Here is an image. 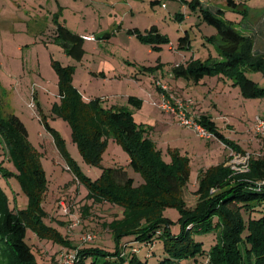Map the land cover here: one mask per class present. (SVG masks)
Masks as SVG:
<instances>
[{"label":"rangeland","instance_id":"obj_1","mask_svg":"<svg viewBox=\"0 0 264 264\" xmlns=\"http://www.w3.org/2000/svg\"><path fill=\"white\" fill-rule=\"evenodd\" d=\"M155 1L0 0V114L3 118L16 114L26 125L28 140L40 155L48 181L43 208L49 217L45 223L60 230L78 248L95 246L114 252V243L102 229V223L111 220L116 211L121 213V210L111 208L110 205H93L92 201L85 199L86 187L74 181V175L53 148V137L40 119H47L51 127L63 137L71 157L92 181L99 179L105 170L117 166L125 168L129 177L135 180L136 186L144 183V178L130 166L128 152L113 137H110L101 167H91L84 161L78 146L72 142V127L63 119L52 116V107L58 101V77L52 68L53 58L64 67L72 69V83L84 100L88 102L101 98L106 108L112 105L126 107L133 114L136 124L146 130L145 136H151L160 151L163 147L160 139L164 133L157 130L150 135L161 113L167 115L154 104L161 97L160 86H166L168 94L176 100L184 104L192 103L189 112L193 118L200 117V114L192 109L195 105L192 94L204 98L212 91L209 99L213 97L215 102L211 104L209 100V109L212 119L224 131L223 135L253 156L264 149V136L254 131L256 118H264V98H244L239 87L223 71L205 77L209 80L205 90L194 89V85L188 86L187 79L183 77L173 78V70L177 65H187L192 61L208 64L221 61V38L217 29L204 21L201 10L212 11L217 18L235 28L248 38L252 54L264 58V0H233L237 5L235 8L230 7L229 0H159L158 4ZM132 12L136 15H131ZM125 13L128 16H124ZM152 25H157L168 38V43L162 44L161 48H156L160 46L157 42L146 43L133 33L135 27L143 33ZM59 26L66 27L74 34L93 38L88 43L84 42L81 60L69 56L58 47L55 35ZM186 32L190 41L187 46L181 47L179 38ZM161 70H164L165 77H161ZM246 72L251 80L264 88L262 72ZM131 73L148 75L149 78L152 75L153 82L148 79L134 80ZM176 81H179L178 86L182 89L181 95L171 89L177 85ZM130 96L143 99L141 110L128 105ZM32 100L35 108L29 107ZM215 103L221 106H213ZM181 127L193 132L203 145L217 142L214 137L204 139L194 130ZM50 146L55 156L49 154ZM224 146L226 158H229L233 148ZM197 147L199 154L203 148L201 145ZM164 149L163 159L170 162L168 150ZM188 158L191 175L184 186L183 200L192 208L198 201L195 192L199 188L200 169L209 158ZM0 164L11 173L7 176L0 174V187L7 195L11 209L16 211L27 208L28 198L15 176L17 171L9 161L1 136ZM86 204L93 205L92 216L88 218H84L81 212ZM244 216L248 221V215ZM263 216L264 205L259 209L257 217L253 218ZM165 217L175 223L173 232L180 233L178 209L167 208ZM89 234L96 236L95 243L83 240ZM194 239L203 243L206 251L216 243L214 233L196 235ZM26 241L32 246L39 264H59L61 256L72 251L66 248L61 250L59 245L39 239L32 230L27 231ZM163 246L162 241H156L151 251L150 247L142 244V253L137 257L147 264H159L166 258ZM148 251H151V256L147 259L145 255ZM127 256L130 257V250H127Z\"/></svg>","mask_w":264,"mask_h":264},{"label":"trees","instance_id":"obj_2","mask_svg":"<svg viewBox=\"0 0 264 264\" xmlns=\"http://www.w3.org/2000/svg\"><path fill=\"white\" fill-rule=\"evenodd\" d=\"M229 5L237 6L233 0H229ZM200 12L204 21L218 31L221 61L215 64L192 61L178 65L173 75L199 84L206 76L223 71L239 87L244 98H264V88H260L246 72L264 74V58L252 54L248 38L212 11ZM133 33L146 43L157 42L160 46L168 43V38L161 35L156 26L146 34ZM55 41L69 56L83 58L84 41L66 27L59 26ZM189 41L186 33L179 39V45ZM52 68L58 77V101L52 107V116L63 119L72 127V142L78 146L84 161L91 167H101L110 137H113L128 152L130 166L142 174L144 183L136 186L135 180L120 166L105 170L99 179L92 181L71 157L63 137L47 119H40L52 135L62 161L74 175V181L86 187L85 199L93 205H110L121 210L102 223V229L114 243V252L95 246L78 248L60 230L45 223L49 217L43 208L48 181L40 155L28 140L24 122L16 114L7 118L0 114V136L9 161L17 171L15 176L28 198L27 208L14 211L0 187V264H39L32 246L26 241L28 230L39 239L59 245L61 250H72L67 253L75 257V264H147L137 257L142 253L140 245L146 244L152 251L156 241L163 242L166 256L159 264H264V216L253 218L264 205V149L252 157L247 173L233 174L225 166L226 162L204 171L195 192L198 201L190 208L183 200L184 186L191 175L190 159L178 150L169 149L171 161L166 162L163 153L145 136L146 130L136 124L126 107L112 105L106 108L101 98L85 101L72 83V69L56 60H52ZM143 104L140 98H128V105L136 110H141ZM198 122L224 145L231 146L236 152H245L223 136L210 117L200 116ZM0 174L11 173L0 164ZM93 205L86 204L81 208L84 218L92 216ZM169 207L180 212L181 231L178 234L173 232L175 223L165 217ZM244 215H248V221ZM211 233L215 234L216 243L206 251L203 243L197 242L194 236ZM89 235L95 237L90 244L95 243L96 236ZM127 250H130V257ZM151 251L145 255L147 259Z\"/></svg>","mask_w":264,"mask_h":264},{"label":"crops","instance_id":"obj_3","mask_svg":"<svg viewBox=\"0 0 264 264\" xmlns=\"http://www.w3.org/2000/svg\"><path fill=\"white\" fill-rule=\"evenodd\" d=\"M155 3L158 4L159 0H156ZM131 15L134 16L136 14L132 12ZM124 16H128V14L125 13ZM153 26L157 27V25H152L150 28L146 29L143 32V34H146L148 32V30H150ZM134 29H135V31L142 33V30H140L138 27H135ZM157 29H158L159 33L164 36V34L161 32V29H159L158 27H157ZM184 35H182V37ZM79 36L82 37V36H89V35H79ZM164 37H166V36H164ZM88 42L89 41H87V43ZM188 44H189L188 42H185V43L182 44L181 47H185ZM58 47L60 49H62L59 45H58ZM161 47L162 46H160L159 48H161ZM52 60H55V59L53 58ZM56 61H58V60H56ZM136 65L137 64H134V66H136ZM182 65H185V64H182ZM141 67L143 68L145 66L142 65ZM164 73H165L164 70H161V75H162L161 77H165ZM174 77L175 76H173V78ZM131 78L134 79V80H140V79L145 80V79H148V80L153 82L152 75L149 78L148 75H145V76H143L141 74L134 75L133 73H131ZM176 84L177 85L174 86L173 88L171 87V89H175L181 95L180 91L182 89L179 88V86H178L179 85V81ZM187 84H188V86L194 85V89H204L205 90V87L207 85H209V80L207 78H204L199 84H195L192 81H188ZM199 87H204V88H199ZM211 93H212V91H209V93L206 94L204 96V98H201L198 94L193 93L192 94L193 95L192 99L194 100L195 105H194V107H192V109L194 110V112L196 114H200L199 116H208V117H210L212 119V117H211L212 115L210 113V109H209V104L208 103H209V100H210L211 104H213V102H215V98L211 97L209 99ZM183 94L185 95V93H182V95ZM210 106H212V105H210ZM213 106L219 107L221 105H219L218 103H215ZM221 108H223V107H221ZM212 120L214 121V119H212ZM216 126H217V124H216ZM217 129L219 130V132H221V134H223L224 131H222L221 128H219L217 126ZM157 130H160L161 132L164 133V135L162 134L163 136L160 139V141H161V143L163 145V147H161V149H162L161 152L163 154H164V151H165V149H164V147H165L167 150H169V149L178 150L183 156H187V157H191V158L193 156H195V157L198 156V158H200V157H206V158L208 157L209 158V160L207 162L202 164V167H201L200 172H199L200 175L204 171H206L207 169H209L211 167H216V166L225 164V162H227V160L229 159V158H226L227 152L224 151L225 146H224V144L222 142H220L217 139H215L217 142H215L214 144H210L208 142V143L203 145V144H201V142L198 139H196V137L194 136L193 132L181 127V125H179L175 120H173L169 116L164 115L162 113L156 119V124H155V126H152V130H150L151 132L148 131V134L150 132V135H151L152 132H156ZM223 136H225V135H223ZM148 137L151 140L153 139L151 136H148ZM153 142L155 143V141H153ZM216 143H218V144H216ZM198 145H201L202 148H203V151L205 149V152L202 151V152H199V154H198V147H197ZM49 148H50V153L49 154H52V155L55 156V152L53 150V148H55V147L52 148V146H50ZM55 151H57L56 148H55ZM223 158H224V160H223ZM200 175H199V177H200Z\"/></svg>","mask_w":264,"mask_h":264},{"label":"built area","instance_id":"obj_4","mask_svg":"<svg viewBox=\"0 0 264 264\" xmlns=\"http://www.w3.org/2000/svg\"><path fill=\"white\" fill-rule=\"evenodd\" d=\"M81 39L83 41H91L93 40L92 37L89 36H82ZM178 66V65H177ZM160 89L162 91L161 97L158 102L154 103L161 111L166 113L167 115L171 116L176 122L181 125L188 127L194 132H196L199 137L204 139H211L213 136L205 129L203 128L199 122L198 118H193L191 116V113L189 112V107H191L192 103H183L179 100H176L173 96L168 94L167 87L166 86H160ZM30 108H35V102L32 100V102L29 104ZM254 131L257 135L264 136V118L257 117L254 123ZM253 155L251 153L247 152H236L232 151L231 156L227 160L225 166L230 168L233 174H241V173H247L250 170L251 167V161H252ZM215 192V190H213ZM95 237L88 235L83 238L85 242H92ZM59 264H75V257L70 254H64L61 256L59 260Z\"/></svg>","mask_w":264,"mask_h":264}]
</instances>
